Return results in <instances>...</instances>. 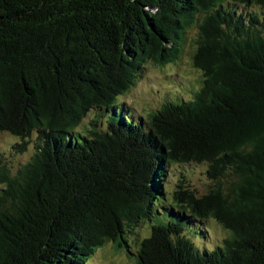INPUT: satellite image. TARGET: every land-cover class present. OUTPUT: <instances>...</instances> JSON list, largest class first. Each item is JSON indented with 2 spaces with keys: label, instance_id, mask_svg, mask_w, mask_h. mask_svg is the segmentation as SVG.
Listing matches in <instances>:
<instances>
[{
  "label": "trees",
  "instance_id": "obj_1",
  "mask_svg": "<svg viewBox=\"0 0 264 264\" xmlns=\"http://www.w3.org/2000/svg\"><path fill=\"white\" fill-rule=\"evenodd\" d=\"M191 28L200 87L145 116L119 103ZM0 133L34 144L15 173L0 156V264L107 243L135 264H264V0H0ZM195 165L205 193L168 190Z\"/></svg>",
  "mask_w": 264,
  "mask_h": 264
},
{
  "label": "rangeland",
  "instance_id": "obj_2",
  "mask_svg": "<svg viewBox=\"0 0 264 264\" xmlns=\"http://www.w3.org/2000/svg\"><path fill=\"white\" fill-rule=\"evenodd\" d=\"M197 31L191 28L185 33L182 52L177 61L171 65L159 67L148 63L142 75L139 77L132 89L118 98L119 103H125L130 106L132 113L137 116H145L159 108L164 99L174 91H178L184 98L191 96V91L200 87L202 80L201 72L193 67L191 56L196 48ZM171 97H168L170 99ZM92 114L89 113L85 118V123L91 120ZM19 139L9 134L0 133V156L10 169L15 173L20 166L24 165L34 153V144L32 139L27 145L25 151L16 153L14 144ZM204 165L195 166H174L170 171V179L167 182V188L172 191L181 178L189 189H194L199 194L206 192L210 181L204 175ZM170 199L168 195V200ZM210 237L208 243H219L224 237L225 232L218 224L208 221ZM149 232L148 226L142 224L138 235L143 236ZM130 246L133 248L132 240ZM134 249V248H133ZM86 264H135V259L129 257L124 251H117L112 243H107L87 260Z\"/></svg>",
  "mask_w": 264,
  "mask_h": 264
}]
</instances>
